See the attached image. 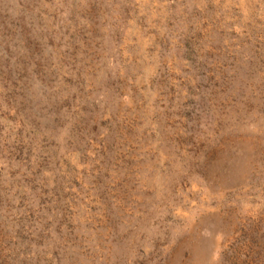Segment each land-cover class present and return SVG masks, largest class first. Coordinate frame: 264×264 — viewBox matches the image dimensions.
Listing matches in <instances>:
<instances>
[{"label":"rangeland","instance_id":"1","mask_svg":"<svg viewBox=\"0 0 264 264\" xmlns=\"http://www.w3.org/2000/svg\"><path fill=\"white\" fill-rule=\"evenodd\" d=\"M0 264H264V0H0Z\"/></svg>","mask_w":264,"mask_h":264}]
</instances>
